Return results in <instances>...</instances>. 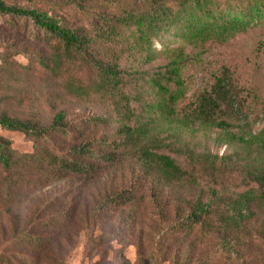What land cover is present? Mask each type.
<instances>
[{
    "label": "trees",
    "instance_id": "1",
    "mask_svg": "<svg viewBox=\"0 0 264 264\" xmlns=\"http://www.w3.org/2000/svg\"><path fill=\"white\" fill-rule=\"evenodd\" d=\"M94 3L0 0V129L32 143L0 135V264H68L83 234L105 263L117 244L137 264H264V135L237 117L249 96L229 68L198 90L185 78L186 46L264 25V0ZM95 98L105 114L74 113ZM199 131L232 154L185 142Z\"/></svg>",
    "mask_w": 264,
    "mask_h": 264
},
{
    "label": "rangeland",
    "instance_id": "2",
    "mask_svg": "<svg viewBox=\"0 0 264 264\" xmlns=\"http://www.w3.org/2000/svg\"><path fill=\"white\" fill-rule=\"evenodd\" d=\"M18 2L38 3L41 4L45 0H17ZM51 2H67L69 0H49ZM95 5L107 6L109 10L122 5L129 0H94ZM71 14V13H69ZM165 42V39L164 41ZM163 42H158L157 47L161 49ZM184 44L179 39H173L172 48L182 47ZM187 55L194 58V65L190 66L185 72L190 83V88L198 90L212 83L213 76L220 73L224 68H229L238 79L239 89L247 97L246 104L243 103L242 109L237 114L241 126L244 127L245 133L253 135H264V25L250 30L246 34H241L228 43L215 44L206 51L195 49L192 46H186ZM25 64L26 61L21 59ZM161 60L160 62H162ZM250 94V95H248ZM74 113L78 115H102L105 114L103 104L96 98L92 102L75 101L72 105ZM0 135L13 144V147L21 152H30L32 143L26 139L23 134L12 133L0 129ZM185 142L191 143L198 150L208 149L220 156L230 155L233 150L224 144H219L215 134H208L202 131L196 134L184 135ZM73 183H63L54 187H50L34 198L40 201L46 197H53L63 193L66 190H74ZM88 235L83 234L77 241L76 250L69 259L68 264H109L113 261V251L123 249L126 257L131 264H137L136 248L133 245H117L113 244L112 249L107 255L105 263L101 257L96 256L93 260H89L86 253V244Z\"/></svg>",
    "mask_w": 264,
    "mask_h": 264
}]
</instances>
